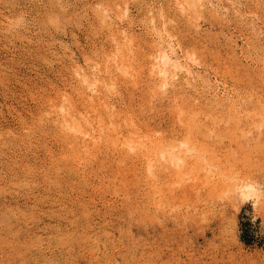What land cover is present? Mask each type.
I'll use <instances>...</instances> for the list:
<instances>
[{
  "label": "rangeland",
  "instance_id": "rangeland-1",
  "mask_svg": "<svg viewBox=\"0 0 264 264\" xmlns=\"http://www.w3.org/2000/svg\"><path fill=\"white\" fill-rule=\"evenodd\" d=\"M201 3L189 15L176 0H0V264H264V127L240 122L227 102L241 96L244 110L264 113V0ZM162 7L192 71L177 70L165 92L153 88L148 28ZM125 32L139 39L140 71L107 74ZM65 97L92 116L112 117L108 106L166 134L183 130L180 102L200 143L214 147L212 171L200 162L195 180L154 197L138 157L72 146L56 121ZM225 172L255 182L259 197L223 194ZM169 173L164 184L174 185Z\"/></svg>",
  "mask_w": 264,
  "mask_h": 264
},
{
  "label": "bare ground",
  "instance_id": "bare-ground-1",
  "mask_svg": "<svg viewBox=\"0 0 264 264\" xmlns=\"http://www.w3.org/2000/svg\"><path fill=\"white\" fill-rule=\"evenodd\" d=\"M201 1L202 0H176V5L178 10H182L184 13H189L190 15L192 12H198V6L202 4ZM101 4L102 3L100 2V6ZM101 11L102 20L105 23H109L107 22V18L113 15H111L112 11H110V7L103 6L102 4ZM125 13H127V9H125ZM157 20V17L154 15H151L150 19L148 20L150 23L148 28L153 34L152 37L154 39V45L156 46L155 52L152 54L153 56L151 59L150 74L155 83H158L157 86L153 87L154 90L159 88L165 92L169 84H174L170 81L175 77V75H177V70L185 69L188 73H192V71L186 68L181 56L176 51V43L173 41L174 34L167 26L169 19L163 7L160 8L159 22H157ZM124 35L125 40L122 43H119L120 41H116L115 50L110 55L108 54V61L105 65H103L104 69L102 68V70L107 74V71H111L112 68L116 71V74L119 73L122 75H134L140 71V64L137 61V56L134 49L139 39L133 34H129L127 32H125ZM189 57L194 58L197 61V51H190L188 53V58ZM100 71L101 70H99V72ZM79 77H81V82L86 87L95 91L99 89V78H91L88 76L87 72L80 73ZM105 84L107 83L105 82ZM238 97L236 99L232 98L227 101L231 106V110H233L234 115L232 116H235L240 122L244 123L248 127H252L253 130L264 127V113L255 109L249 112V109L247 111L244 110V107L247 106L246 104L248 101L243 99L241 96ZM81 107L84 108L87 106H79V102L71 97H65L55 105L57 124L59 125L61 132L64 133L65 137L71 142L72 146L76 145L77 151H89L95 147L108 146L113 148V151L118 152V155L125 154L129 155L130 157H138L142 162L143 171L147 180L150 182L149 186L154 197H161L164 187L172 191L173 187H176V185L181 182V179L184 176L195 180L194 177H197V170L202 168L200 167V162L202 165L204 164V167H207L206 169L209 170H211V167L213 166V162H211L208 154L206 153L207 151H211L214 147L210 149L207 143H200V140H198L196 137L197 133L192 121L183 118L184 111L186 109H183L180 102H175L174 114L176 116L175 121L183 130L179 133L171 132L169 134L161 133L159 132V129L153 130L150 127L144 129V127H142L137 122L138 120L136 121L132 116L127 115L126 113L117 112V117H115L114 115L116 114V109H110L108 106L107 113L112 116L108 118L102 115L94 116V113H96L95 109H93V116L91 114H87V111ZM252 107L254 108V105ZM188 112L186 111V113ZM238 127L240 126L238 125ZM208 166L210 168H208ZM166 172H171L172 174L176 173L175 176H177V179L175 178L174 185L173 183L170 185L166 182V184H164L163 175ZM223 174L224 173H222V175ZM228 176L226 174L225 177L228 178ZM229 178L230 179L225 181L227 183V187L223 189V194L227 196L234 195L236 197L242 198V200H247L250 196L259 197L260 193L258 191L257 185L255 182L248 179V177H241L238 179L236 177L229 176ZM231 180L232 182H230ZM159 200L161 199L159 198ZM169 202H167L165 206L171 205ZM161 205L164 206L163 203Z\"/></svg>",
  "mask_w": 264,
  "mask_h": 264
}]
</instances>
